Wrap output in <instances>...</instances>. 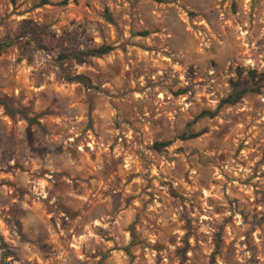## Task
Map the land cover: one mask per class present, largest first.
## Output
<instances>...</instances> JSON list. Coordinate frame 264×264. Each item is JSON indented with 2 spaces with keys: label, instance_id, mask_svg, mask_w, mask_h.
<instances>
[{
  "label": "rangeland",
  "instance_id": "1",
  "mask_svg": "<svg viewBox=\"0 0 264 264\" xmlns=\"http://www.w3.org/2000/svg\"><path fill=\"white\" fill-rule=\"evenodd\" d=\"M39 1L0 0V264H264V78L196 118L264 74V0Z\"/></svg>",
  "mask_w": 264,
  "mask_h": 264
},
{
  "label": "trees",
  "instance_id": "2",
  "mask_svg": "<svg viewBox=\"0 0 264 264\" xmlns=\"http://www.w3.org/2000/svg\"><path fill=\"white\" fill-rule=\"evenodd\" d=\"M50 0H40V4H47L49 3ZM66 0H61L60 3H64ZM10 43L9 42H0V52L7 47H9ZM112 49L111 45L108 44H101L96 48H93L91 50H88L86 52L81 51V52H74L70 54V56L74 57L77 61L82 62L84 61V58H82L83 54L86 55H93V56H100L104 53L109 52ZM240 74V71L238 72ZM248 75V81L246 83H243L241 79L238 77L235 80H230V91L222 98L219 99L215 109L210 110V109H203L201 110L197 115L196 118H201V117H213L216 115L218 110L225 106V105H232L236 102H238L245 94L247 93H254V92H259L260 88L262 86V79L264 78V74H257L255 70H249L247 72ZM68 80H76L83 82V77L80 74H77L73 77H68ZM0 103L4 106L6 111L10 114L13 115L15 113V110L11 108L5 101H3L0 98ZM28 123H37L34 118H29L27 116H24ZM200 132H195V133H186L183 132L178 135V138L181 140L189 139L192 137H196L199 135ZM170 143V141L165 140V141H159L154 143V147L156 148H161L165 147ZM0 239L2 237L0 236Z\"/></svg>",
  "mask_w": 264,
  "mask_h": 264
}]
</instances>
